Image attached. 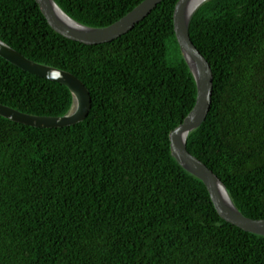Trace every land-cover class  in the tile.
I'll list each match as a JSON object with an SVG mask.
<instances>
[{
	"label": "trees",
	"instance_id": "trees-1",
	"mask_svg": "<svg viewBox=\"0 0 264 264\" xmlns=\"http://www.w3.org/2000/svg\"><path fill=\"white\" fill-rule=\"evenodd\" d=\"M95 28L145 0H55ZM163 0L126 35L85 45L56 33L36 0H0V38L90 90L82 123L34 128L0 116V264H264V236L218 214L206 185L172 154L170 133L198 88ZM190 36L212 66L210 113L188 150L264 220V0H210ZM68 87L0 56V103L59 117Z\"/></svg>",
	"mask_w": 264,
	"mask_h": 264
},
{
	"label": "water",
	"instance_id": "water-1",
	"mask_svg": "<svg viewBox=\"0 0 264 264\" xmlns=\"http://www.w3.org/2000/svg\"><path fill=\"white\" fill-rule=\"evenodd\" d=\"M208 1L210 0H179L175 8V33L182 54L195 78L198 96L192 112L170 133L172 154L185 170L203 181L223 220L248 233L264 236V220L245 216L235 205L225 183L205 163L191 154L187 147L189 136L206 121L213 102L212 66L190 36V25L195 13ZM36 2L56 33L69 40L92 46L109 43L126 35L147 18L163 0H145L124 18L104 28L90 27L74 20L55 0ZM0 56L25 72L68 87L73 97L71 108L64 116L31 115L1 103L0 116L16 123L43 129L71 127L86 120L92 108V97L90 90L79 78L65 70L30 60L1 38Z\"/></svg>",
	"mask_w": 264,
	"mask_h": 264
}]
</instances>
